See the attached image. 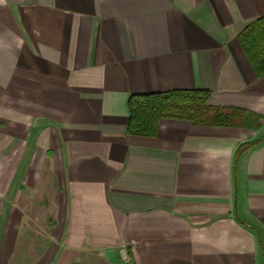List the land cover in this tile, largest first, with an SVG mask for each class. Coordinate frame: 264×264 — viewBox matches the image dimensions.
I'll use <instances>...</instances> for the list:
<instances>
[{
  "label": "crops",
  "instance_id": "0c3cea01",
  "mask_svg": "<svg viewBox=\"0 0 264 264\" xmlns=\"http://www.w3.org/2000/svg\"><path fill=\"white\" fill-rule=\"evenodd\" d=\"M264 0H0V264H264ZM223 124L127 132L131 95ZM248 145L237 157L239 148Z\"/></svg>",
  "mask_w": 264,
  "mask_h": 264
},
{
  "label": "trees",
  "instance_id": "16d2710c",
  "mask_svg": "<svg viewBox=\"0 0 264 264\" xmlns=\"http://www.w3.org/2000/svg\"><path fill=\"white\" fill-rule=\"evenodd\" d=\"M246 59L257 76L264 74V16L247 24L237 35ZM208 93L192 90H172L131 95L128 98L127 132L152 135L161 118L183 119L195 124H223L224 115L207 104ZM238 149L237 157L247 148Z\"/></svg>",
  "mask_w": 264,
  "mask_h": 264
},
{
  "label": "built area",
  "instance_id": "2783aa9c",
  "mask_svg": "<svg viewBox=\"0 0 264 264\" xmlns=\"http://www.w3.org/2000/svg\"><path fill=\"white\" fill-rule=\"evenodd\" d=\"M120 255H121V259H122V261H123L125 264H128L129 259H128V256H127L125 250H121Z\"/></svg>",
  "mask_w": 264,
  "mask_h": 264
}]
</instances>
